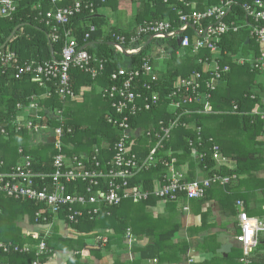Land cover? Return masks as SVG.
<instances>
[{
  "label": "trees",
  "instance_id": "trees-1",
  "mask_svg": "<svg viewBox=\"0 0 264 264\" xmlns=\"http://www.w3.org/2000/svg\"><path fill=\"white\" fill-rule=\"evenodd\" d=\"M15 12L9 18L0 19V49H9L17 54L21 62L34 60L37 62H46L60 59V53L64 45L63 30H69L72 38L76 41L79 48H83L91 57L89 68L98 72L95 78H92L90 73L82 72L77 68H71L69 71L72 81L73 92L78 95L82 87H90L95 89L99 87L98 99L104 103L107 111L95 118L91 126L85 122H68L67 113L64 112V101L54 95L50 98L40 99L39 105L45 113L42 115L43 120L35 118V113H31L28 120L39 122L40 127L48 125L53 132V129L59 126L60 119L51 115L54 110L62 112V121L67 127H71L73 133L71 135L64 134L63 146L64 153L68 157H79L81 155H92L95 149L100 151L99 160L105 163L110 154L106 151L107 146L111 147L118 139L119 132L113 126L109 125L106 116L115 117V113L108 101L101 98V91L105 87H110L115 84L111 81V75L117 73L119 68L133 70L139 68L145 58H153L152 66L155 63L162 61L164 66L163 71H156L158 81L151 84L150 93H145V96H158V105L152 107L149 111L143 112L134 118H130L131 126H140L142 129L155 128L158 122H168L174 118L173 109L170 107L169 101L166 99L168 93L174 88L175 82L181 77H188L193 72L202 70V66L198 63V56L192 54V50L180 47L176 38L151 39L150 36L139 33L140 28L152 22H164L170 24L175 31L181 28L180 16L188 15L193 10L205 12L207 8L219 6L220 0H144L140 3H135L134 20L135 27L129 32L112 28L109 32H105V20L99 15V10L111 7V4L116 5L118 0H87L94 5L95 13L90 15L89 12H84L81 15L73 17L65 27H59L60 40L57 43H52L49 39L50 30L44 23H39L35 20L37 13V4H41V13H45L57 7H64L72 4L75 0H64L56 6L51 5L47 1L41 0H14ZM239 4L250 3L253 0H234ZM232 15V16H231ZM243 21L245 15L238 7H233L230 16L227 17V22L231 19ZM234 19V20H235ZM207 23V21L205 22ZM204 23V24H205ZM19 26L12 39L6 43L7 39L13 30ZM94 30H91V28ZM192 32L189 30L186 35L192 39ZM86 35L88 38H86ZM123 36L126 41L123 44L124 51H136L128 57V64L121 65L123 53H118L114 47V36ZM138 37L136 42L129 43V37ZM248 42L246 43V40ZM6 43L5 48L2 46ZM113 44V45H110ZM52 47V52L50 49ZM218 47L221 51L219 63L227 65L230 69L228 74L223 77L217 85L216 91L212 94L211 105L215 113L211 115L191 114L181 118V122L187 124L186 127H177L171 133V138L165 143V151H171L172 156L177 160V167H183L186 164L192 166L197 163L204 172H207V177H212L214 174L229 178L227 184L224 185V190L230 192L232 185L235 182L241 181L239 190L242 187V182L239 177L247 175L252 177L253 172H258L263 169L264 165V119L260 117L259 112L264 110V81L261 80L262 72L255 69L254 60L259 57L258 44L248 35V32L243 31L239 34L229 33L225 35ZM225 53V54H224ZM208 52H203V56H208ZM126 59V60H127ZM156 59V60H155ZM235 59H244L242 64L234 61ZM249 60L250 62H248ZM102 66V71L99 67ZM204 69V67H203ZM45 94V89L39 88L31 81L30 77H21L16 79L13 70L2 72L0 68V125L2 122H11L15 117L16 104L23 103L28 105L31 96L41 97ZM251 96L254 99H251ZM68 100V99H67ZM233 105L237 106L236 112H231ZM185 108L190 110L201 108L200 105H188ZM201 131L198 132L197 129ZM8 131L10 128L8 127ZM201 138L198 142L197 138ZM213 139L215 144L220 149V154L228 158L236 166L235 169L227 167H219L212 159L209 152L208 139ZM144 136L141 137V142L146 143ZM192 140L194 145L189 146L188 142ZM147 141H149L147 139ZM21 146L25 151L24 154L31 157L33 168L36 171H51V156L54 154L49 145H38L30 147L29 137L26 131L15 133L10 131L7 138L0 137V160L5 162L6 168H11L15 160L19 156L15 155L16 149ZM41 150V151H40ZM203 154L202 159H198L193 154ZM134 151L142 156L145 148H134ZM12 153V154H11ZM13 157V158H12ZM184 170V169H183ZM160 171V169L158 170ZM209 171V172H208ZM185 172V170H184ZM233 177L237 178L235 181ZM152 172L142 173L138 175L133 183L143 180L145 188H150L152 185ZM185 180L192 182L187 172H185ZM218 184L213 185L206 193L205 199L210 194L213 188L218 187ZM237 199L243 198L239 192ZM71 192V190H69ZM5 197L0 194V197ZM225 198H231L226 196ZM7 204L2 202L0 198V242H7L10 232V225L23 215L28 214L32 220L35 213L41 209L40 205L29 203L27 201H15L10 198ZM236 199V198H235ZM164 202L161 200L150 199L146 202L134 204L129 200L123 201L115 210L106 214V209H103L98 217L89 220V216L79 218L77 224L70 223L67 215L61 214L60 219L64 223L72 224L69 227L79 234L91 233L94 230L105 232L106 240L100 239L98 242L99 248L92 252L97 253L100 258V250L105 248V252L110 251L112 247L126 248L123 245V239L127 233L133 237L144 233L143 227H147L150 231L145 232V236L149 238V243L145 247H135L140 252L137 264H148L149 261L157 260L158 264L165 262L164 256L166 250H170L169 245L171 239L175 236L177 230L172 229L167 233H161L154 236V228L149 227L150 223H155V220L147 222V214L143 212V205H148L152 201ZM203 200V199H202ZM193 201V200H190ZM166 204H176L175 202H164ZM175 206V205H174ZM183 211V208H182ZM247 211V210H246ZM143 212V213H142ZM184 212V211H183ZM253 216L254 214L248 213ZM158 221V220H156ZM51 222L48 221V223ZM42 224V223H41ZM156 224V223H155ZM45 225V224H42ZM159 225L157 228L159 230ZM7 227V228H6ZM58 228L54 225L52 233L48 235L41 234V239H44L47 248V254L36 256V250L31 249L25 254H3L0 253V264H33L39 262L45 264L54 256V251L59 250L58 247L69 248L72 244L69 239H63L57 235ZM166 232V231H165ZM5 240V241H4ZM7 240V241H6ZM32 247L38 245L39 241L32 238L27 240ZM133 241V248H134ZM16 243H24V240L17 239ZM64 245H66L64 247ZM131 245V246H132ZM132 248V249H133ZM100 249V250H98ZM177 248L172 247L170 251ZM187 249L181 251L185 253ZM242 257L240 249L232 250L226 257H221L222 264H239V259ZM75 258H80L79 256ZM251 264H263L264 257L259 254H251ZM182 258L178 255L170 263H181ZM113 264H122L118 258H115ZM134 264V263H133Z\"/></svg>",
  "mask_w": 264,
  "mask_h": 264
},
{
  "label": "built area",
  "instance_id": "built-area-1",
  "mask_svg": "<svg viewBox=\"0 0 264 264\" xmlns=\"http://www.w3.org/2000/svg\"><path fill=\"white\" fill-rule=\"evenodd\" d=\"M51 5L64 0H43ZM130 3H140L144 0H123ZM41 2V0H40ZM105 3V0H102ZM238 7L245 15L244 20L237 21L233 17L227 22L231 9ZM35 20L44 23L49 28V39L52 43L60 40L59 27H65L69 21L84 12L90 15L95 13L94 5L87 0H75L72 4L51 9L41 13V4H37ZM14 0H0V19L9 18L15 12ZM232 16V15H231ZM235 19V20H234ZM181 28L173 30L168 23H148L140 28L139 33L150 36L151 39L181 38L180 47L192 50V54L198 56V63L202 70L193 72L188 77L179 78L174 88L168 93L166 99L173 109L174 118L168 122L160 121L155 128H133L130 118L149 111L158 105V96H145L150 93L151 84L158 81L155 68L152 66L153 58H145L139 68L129 70L119 68L117 73L111 75V81L115 82L110 87L101 91V98L111 105L115 117L107 115V123L119 132L118 139L111 147L106 148L110 158L102 163L99 160L100 151L95 149L92 155L81 157H68L64 153V134L73 133L71 127H67L62 121V112L54 110L52 116L59 118V126L52 132V157L51 171H36L33 168L31 157L22 150L21 161L11 168H6L0 160V194L6 198L17 201H27L40 205L34 216L35 224L48 225V218L61 214L67 215L70 223L77 224L82 216H89V220L98 217L103 209L110 215L123 201L129 200L134 204L146 202L150 199L164 202H179L180 200H202L207 191L215 184L224 186L229 178L214 174L212 177L192 182L185 180L183 168L177 167V160L171 151H165L164 145L171 138V133L177 127H186L181 118L191 114L211 115L215 113L211 105L212 94L216 91L218 82L230 71L227 65L219 63L221 51L218 47L221 39L229 34H239L243 31L258 44L259 57L254 60L255 69L264 72V0H253L250 3L239 4L234 0H220L219 6L207 8L205 12L193 10L188 15L179 18ZM207 21V23H205ZM205 23V24H204ZM91 30H94L92 27ZM192 33V39L186 35ZM64 45L58 61L37 62L34 60L21 62L17 54L9 49H0V68L2 72L13 70L16 79L30 77L31 81L39 88L45 89L41 97L31 96L28 105L16 104L17 114L11 122H2L0 125V137L7 138L10 131L41 133L39 122L28 120L31 113H35L38 119L40 99L50 98L56 95L60 101L74 100L76 98L69 71L77 68L82 72L90 73L95 78L98 72L89 68L92 57L82 48L77 46L69 30H63ZM86 38L88 36L86 35ZM114 47L118 53H123V44L126 39L123 36H114ZM129 43H134L138 37L130 36ZM129 54L136 51H125ZM208 52V56H203ZM225 54V53H224ZM239 64L244 59H235ZM250 62L249 60H247ZM204 67V69H203ZM102 71V66L99 67ZM251 99H254L251 96ZM200 105V109L185 108L188 105ZM231 112L237 111L233 105ZM264 119V110L258 113ZM24 115V116H23ZM8 127L10 131H8ZM201 131L200 128L197 129ZM144 136L149 140L148 146L142 156L134 151V148H143L136 145L138 139ZM201 138H197L199 142ZM209 152L212 159L219 167H226L228 163L220 154V149L213 139H208ZM189 146L194 145L190 140ZM193 154L198 159L203 154ZM160 169V171H158ZM152 172V185L145 188L143 180L133 183V180L142 173ZM71 190V192L69 191ZM236 206L243 208V202L237 201ZM183 211L189 208L183 206ZM240 234L235 236V241L241 245L242 257L239 264H251V254L256 248L257 234L264 232V224L248 217L246 212L238 214ZM42 223V224H41ZM72 224H67L69 227ZM70 228V227H69ZM104 241V240H103ZM134 237L127 233L126 245H132ZM47 251L44 241L37 245V256ZM28 248H20L10 242H0V253H28ZM152 262H156L153 260ZM192 263V260H188ZM33 264H40L34 262Z\"/></svg>",
  "mask_w": 264,
  "mask_h": 264
},
{
  "label": "crops",
  "instance_id": "crops-1",
  "mask_svg": "<svg viewBox=\"0 0 264 264\" xmlns=\"http://www.w3.org/2000/svg\"><path fill=\"white\" fill-rule=\"evenodd\" d=\"M118 4L119 3L116 5L111 4V7L99 10L98 16H101L106 23L105 32H109L112 28L129 32L135 27V24L129 26L130 23L128 22L126 23V26H124V24L121 23L122 17L115 16L114 12H118L119 10ZM131 4L134 5L135 3ZM128 7L131 8L130 5ZM158 60L159 62L155 63V70L163 71L164 66H162V61L160 59ZM121 61V65L123 66L128 64V59L126 61ZM99 90V87H96L95 89L90 87H82L74 100L65 101L64 112L67 113L68 122H93L95 118H99L100 115L104 114L105 110L107 111L105 106L106 104L104 105V103L98 99ZM41 111L43 110L40 108L38 111L39 121L43 120L44 116L42 115L45 113V111ZM134 128L139 129L142 127L137 125ZM27 136L29 137L30 147L49 145L53 151L51 143L52 129L45 123L43 126H41L40 134L27 132ZM148 144L149 141H147V139L145 144L141 142V139H138L136 142V145L143 148H146ZM19 150H22L23 152L25 151L21 146H19L13 156H19ZM53 155L51 156V161ZM81 156L89 155L80 154L79 157ZM19 158L18 160H15L12 166L20 163L21 159ZM226 159L229 160L228 158ZM225 166L229 169H235L236 167L230 160ZM182 168L185 170V172H187L188 176L192 180H203L208 178V173L204 172L203 169H201L195 162L192 166L186 164ZM234 178L235 177H233V179ZM239 178L243 180L240 190L239 184L241 181L235 182L232 185L230 192H226L223 189L224 186L216 185L218 187L213 188L206 199L204 198L203 200H180L174 204L175 206L153 200L152 203L150 202L148 205H143L141 207L143 208V212L147 214L146 219L148 223L152 220H155L156 224H153V222L149 224V227H151L152 230L153 228L155 230L153 232L154 236H158L161 233H167L172 229L177 230L170 243H167L170 250L172 247L177 249L173 251L166 250L164 256L165 262L163 264H173L170 262L176 258L177 255L182 258V262L176 264H222L220 263V261H222L221 257H226L232 250L241 248V245L234 239L235 236L240 234L238 220V214L240 211H244L246 214L247 212H252L254 215L250 216L247 214L248 217L254 218L261 224H264V165L263 169L259 170L258 172H253L252 177L242 175ZM235 179L237 180V178ZM235 190H239L243 198L237 199L238 194L234 193ZM226 196H230L231 198H225ZM237 201L243 202L244 206L242 209H239L236 206ZM183 206H187L189 211L183 212ZM50 219L51 218L49 217L48 221H50ZM157 224H160L159 230L156 226ZM54 225H56L58 228L57 235L63 239L71 240L72 244L68 245L67 247L69 248L66 249L62 246L58 247L59 250H55L53 254L54 256L49 260V262L45 264H113L115 258H118L122 264H137L136 261L139 260L140 252L135 249L137 247H145L149 243V238L144 235L146 230L150 231L147 224V227H143L141 230L144 233L134 236V248L133 245L128 248L126 245L125 236L123 239V245H125L126 248L123 249L112 247L108 252H105V248L101 250L98 249L100 250L101 254V257L98 258L96 256L97 253L95 254L92 251L99 248L97 244L100 239L106 240L107 234H105V232H101L96 229L91 233L79 234L75 232L73 228L67 227L66 223L60 219V215L53 216L51 222L48 225L39 226L38 224H35L34 217L32 220L31 216L28 214H23L19 220L17 219L12 225H10L11 228L8 235L9 240L6 241L17 245L20 248L26 247L29 249V252L31 249H34L36 250L37 256V244L32 247V244L27 242V240L32 238L35 241H43L44 239H41L40 235L44 234L46 236L51 234ZM224 234L229 235L231 242L225 240ZM17 239H21V241L24 240V243H16ZM257 242L258 244L253 250L252 255L259 254L263 255L264 257L263 231L257 234ZM223 244H230L232 246L229 253L220 254L217 252V250ZM65 246L66 245H64V247ZM185 249H187V251L185 253H181V251H184ZM47 252L48 251H46L44 254H47ZM77 256L80 258H75ZM190 259L192 260V263H188V260ZM148 264H158V262L157 260L155 263L149 261Z\"/></svg>",
  "mask_w": 264,
  "mask_h": 264
},
{
  "label": "rangeland",
  "instance_id": "rangeland-1",
  "mask_svg": "<svg viewBox=\"0 0 264 264\" xmlns=\"http://www.w3.org/2000/svg\"><path fill=\"white\" fill-rule=\"evenodd\" d=\"M117 3H119L118 4L119 10H118V12H114L115 16L116 17H119V16L122 17V22L121 23L124 24V26H126L127 22L130 23L129 26H131L132 24L134 25L135 24V20H134L133 15H134V11H135V5H132L129 2L127 3V2H125L123 0H119V1H117ZM129 5L131 6V8L128 7ZM122 57H123L122 60L126 61L127 58L124 57V55ZM260 78H261L262 81H264V72H262V75H261ZM85 123L91 126L95 122H85ZM0 198L2 199V202L5 203V204H7L9 202V200L5 199V197H3V196L0 197ZM224 237H225L226 241L231 242L229 235L224 234Z\"/></svg>",
  "mask_w": 264,
  "mask_h": 264
},
{
  "label": "water",
  "instance_id": "water-1",
  "mask_svg": "<svg viewBox=\"0 0 264 264\" xmlns=\"http://www.w3.org/2000/svg\"><path fill=\"white\" fill-rule=\"evenodd\" d=\"M18 29H19V26H17V27L13 30V32L11 33V35L9 36V38L7 39L6 43L9 42V41L12 39V37L14 36V34L16 33V31H17ZM180 42H181V38L179 37V38H177V43H178V45L180 44ZM247 42H248V39L246 40V43H247ZM6 43L2 46V48H5ZM110 45H113V44H110ZM50 49H51V52H52V47H51V46H50ZM123 54H124V56H126V57H128L129 55H131V54L125 52V51H123ZM231 248H232V246H231L230 244H223V245H221V247L217 250V252L220 253V254H227V253H229V251H230Z\"/></svg>",
  "mask_w": 264,
  "mask_h": 264
}]
</instances>
